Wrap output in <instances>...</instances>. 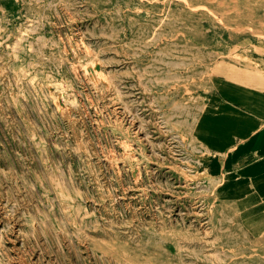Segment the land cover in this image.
Instances as JSON below:
<instances>
[{
    "label": "rangeland",
    "instance_id": "rangeland-1",
    "mask_svg": "<svg viewBox=\"0 0 264 264\" xmlns=\"http://www.w3.org/2000/svg\"><path fill=\"white\" fill-rule=\"evenodd\" d=\"M260 57L264 0H0V264H264L198 135Z\"/></svg>",
    "mask_w": 264,
    "mask_h": 264
},
{
    "label": "crops",
    "instance_id": "crops-1",
    "mask_svg": "<svg viewBox=\"0 0 264 264\" xmlns=\"http://www.w3.org/2000/svg\"><path fill=\"white\" fill-rule=\"evenodd\" d=\"M233 71L215 79L198 135L205 149L202 170L217 182V198L235 202L247 221L264 205V67ZM244 199L256 200L242 208Z\"/></svg>",
    "mask_w": 264,
    "mask_h": 264
},
{
    "label": "bare ground",
    "instance_id": "bare-ground-1",
    "mask_svg": "<svg viewBox=\"0 0 264 264\" xmlns=\"http://www.w3.org/2000/svg\"><path fill=\"white\" fill-rule=\"evenodd\" d=\"M248 14V13H247ZM252 19V18H251ZM250 21V20H249ZM236 30H237V27H236ZM179 234H181V233H179ZM185 238V237H184ZM109 239V238H108ZM179 239V238H178ZM124 242V241H123ZM112 245V244H111ZM109 247H107V250H109L108 249ZM112 248V247H111ZM120 248V247H119Z\"/></svg>",
    "mask_w": 264,
    "mask_h": 264
}]
</instances>
